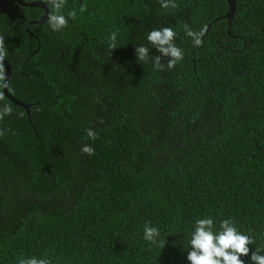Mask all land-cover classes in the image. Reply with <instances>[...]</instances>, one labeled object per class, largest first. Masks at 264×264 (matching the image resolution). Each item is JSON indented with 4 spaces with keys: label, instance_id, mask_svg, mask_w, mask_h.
I'll return each mask as SVG.
<instances>
[{
    "label": "trees",
    "instance_id": "1",
    "mask_svg": "<svg viewBox=\"0 0 264 264\" xmlns=\"http://www.w3.org/2000/svg\"><path fill=\"white\" fill-rule=\"evenodd\" d=\"M174 2L67 0L62 14L77 16L61 32L48 15L26 31L40 8L0 9L7 93L28 107L0 102L13 109L0 121V264H190L208 218L214 234L232 221L264 255V0H234L230 21L226 0ZM185 25L204 30L202 46ZM164 27L184 58L160 71L147 34Z\"/></svg>",
    "mask_w": 264,
    "mask_h": 264
},
{
    "label": "clouds",
    "instance_id": "2",
    "mask_svg": "<svg viewBox=\"0 0 264 264\" xmlns=\"http://www.w3.org/2000/svg\"><path fill=\"white\" fill-rule=\"evenodd\" d=\"M52 12L48 15V24L55 32H61L68 27V18L75 20L76 10L67 13V17L62 14V10L67 4V0H47ZM161 7L164 9H175L178 5L174 0H160ZM80 12L87 11V5H81ZM185 34L193 40V46H202V37L204 30L199 32L192 31L188 25L184 26ZM117 32H112L109 36L110 53L117 48ZM177 33L169 27L154 29L147 34V40L160 55L154 57V66L160 70H165V65L161 62L162 58H167V69H173L183 60V50L176 43ZM136 57L139 62H146L150 59V49L140 45L135 49ZM7 56V48L4 37L0 36V88L9 86L5 77L4 61ZM5 100V94L0 91V102ZM12 107L7 103L0 106V121L5 116L12 114ZM87 136L95 140L97 134L92 129H87ZM6 135V132L0 129V137ZM81 151L89 156L95 154V149L89 145H84ZM222 231L219 234L213 233V220L197 219L195 222V231L192 233L191 250L188 252L187 259L190 264H245L241 257H248L251 251L249 245L255 243L254 239L243 235L237 231L232 221L225 219L220 225ZM159 236V230L156 227L146 225L144 228V239L156 243ZM251 261L253 264H264V255L260 254V249L251 251ZM20 264H50L47 260H37L36 258L21 259Z\"/></svg>",
    "mask_w": 264,
    "mask_h": 264
},
{
    "label": "water",
    "instance_id": "3",
    "mask_svg": "<svg viewBox=\"0 0 264 264\" xmlns=\"http://www.w3.org/2000/svg\"><path fill=\"white\" fill-rule=\"evenodd\" d=\"M18 5H20L21 7H33V8H40L44 11V15L43 17L36 21V22H32V23H28L27 27H26V31L29 33V27L32 24H39V23H44L46 20V17L48 15V8L46 5L42 4V3H31V4H23L21 3L19 0H14ZM229 6V13L224 16L223 18L230 21V19L232 18L234 12H235V2L234 0H226ZM7 2V0H0V9L4 6V4ZM4 67H5V77H6V81H9V77H10V68L9 65L7 63V61H4ZM3 92L5 93V95L12 101L15 103V100L10 97V95L7 93V87L3 88ZM25 109H28V107L26 106H22Z\"/></svg>",
    "mask_w": 264,
    "mask_h": 264
},
{
    "label": "flooded vegetation",
    "instance_id": "4",
    "mask_svg": "<svg viewBox=\"0 0 264 264\" xmlns=\"http://www.w3.org/2000/svg\"><path fill=\"white\" fill-rule=\"evenodd\" d=\"M10 95V94H9ZM10 97H12L11 95H10ZM14 100H15V106H19V107H22V106H26L27 107V105H25V104H23L22 102H20V101H17L14 97H12Z\"/></svg>",
    "mask_w": 264,
    "mask_h": 264
}]
</instances>
